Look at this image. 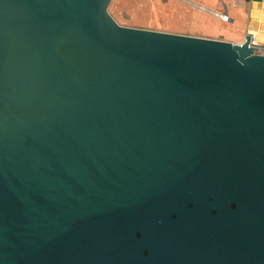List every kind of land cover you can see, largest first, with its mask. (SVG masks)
I'll return each instance as SVG.
<instances>
[{
	"label": "water",
	"instance_id": "water-1",
	"mask_svg": "<svg viewBox=\"0 0 264 264\" xmlns=\"http://www.w3.org/2000/svg\"><path fill=\"white\" fill-rule=\"evenodd\" d=\"M0 0V264H264V52Z\"/></svg>",
	"mask_w": 264,
	"mask_h": 264
},
{
	"label": "rangeland",
	"instance_id": "rangeland-1",
	"mask_svg": "<svg viewBox=\"0 0 264 264\" xmlns=\"http://www.w3.org/2000/svg\"><path fill=\"white\" fill-rule=\"evenodd\" d=\"M111 0L108 10L115 20L132 27L192 35L245 36L244 17L224 21L207 9L223 11V0ZM226 1V0H225ZM243 10L242 13H245Z\"/></svg>",
	"mask_w": 264,
	"mask_h": 264
},
{
	"label": "crops",
	"instance_id": "crops-1",
	"mask_svg": "<svg viewBox=\"0 0 264 264\" xmlns=\"http://www.w3.org/2000/svg\"><path fill=\"white\" fill-rule=\"evenodd\" d=\"M223 5L228 10L230 21L244 17L247 22L245 35L251 34L257 43L264 46V0H223ZM243 10H246V15L242 13ZM207 36L236 42H242L245 39L244 35L239 38H225L218 34Z\"/></svg>",
	"mask_w": 264,
	"mask_h": 264
},
{
	"label": "built area",
	"instance_id": "built-area-1",
	"mask_svg": "<svg viewBox=\"0 0 264 264\" xmlns=\"http://www.w3.org/2000/svg\"><path fill=\"white\" fill-rule=\"evenodd\" d=\"M189 2H191L192 4H196L195 2L191 1V0H187ZM200 7L207 9L208 11H210L211 13L215 14L216 16L220 17L222 20L224 21H230L231 17L228 13V10L226 8V6L224 7L225 9L223 11H218V10H213V9H209L205 6L199 5ZM254 45H255V51L256 52H264V46L257 43L254 39H253Z\"/></svg>",
	"mask_w": 264,
	"mask_h": 264
}]
</instances>
